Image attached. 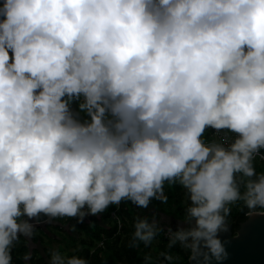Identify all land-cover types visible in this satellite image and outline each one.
I'll list each match as a JSON object with an SVG mask.
<instances>
[{
	"label": "clouds",
	"instance_id": "9594fccd",
	"mask_svg": "<svg viewBox=\"0 0 264 264\" xmlns=\"http://www.w3.org/2000/svg\"><path fill=\"white\" fill-rule=\"evenodd\" d=\"M207 127L227 132L205 142ZM261 149L264 0L0 5V264L34 235L31 218L83 222L125 199L148 208L167 200L166 181L190 201L168 247L198 264L223 260L217 232L232 204L264 214ZM162 230L154 215L137 216L132 243ZM160 256L143 264L177 260ZM49 264L89 261L54 249Z\"/></svg>",
	"mask_w": 264,
	"mask_h": 264
},
{
	"label": "trees",
	"instance_id": "16d2710c",
	"mask_svg": "<svg viewBox=\"0 0 264 264\" xmlns=\"http://www.w3.org/2000/svg\"><path fill=\"white\" fill-rule=\"evenodd\" d=\"M4 3V0H0V5ZM83 116V114H82ZM212 127H207L204 131L203 138H207L209 133L213 130ZM254 160L256 164V171L260 173L261 168L257 166L260 164ZM164 195L167 196V200L153 199L148 208H142L136 205L130 200H122V209L120 216L122 220V229L119 231L116 221L112 218V212L115 209L114 204L109 205L101 214L100 218L91 216L86 218L83 222L76 220V226L79 232L83 234L81 240L82 250L78 255L86 257L89 264H143L146 254H151L154 259H162L161 252L171 251L177 260L175 264H188L189 253L188 250L182 248L179 243L172 248L168 247L169 233L162 227V231L158 232L151 244L145 245L142 241L139 244H133V232L135 227V220L137 216L148 215L150 218L155 216V219H160L162 213L167 216L174 217L178 220H184L186 216V208L190 201L188 200L186 189L178 182L170 184L167 181L164 185ZM232 212L227 219L228 223L233 225L234 232L238 229L239 224L246 220L249 215L246 206L243 201L234 202L232 204ZM43 215V214H42ZM56 217L52 218V222L56 223V231L59 233L66 230L71 226L73 221L72 217H66L67 224H63L64 218ZM47 217L45 216V219ZM44 219V218H43ZM42 218L40 220H43ZM50 224V223H49ZM43 226L38 227L35 231H46ZM70 227V228H71ZM49 229V227H47ZM104 240L105 249L103 254H100V250H97L92 254V248L96 246L99 241ZM30 252V248L27 245L25 239L20 243H15L12 248V264H47L43 257L35 258L31 257L30 260L25 258V253Z\"/></svg>",
	"mask_w": 264,
	"mask_h": 264
},
{
	"label": "water",
	"instance_id": "95a60500",
	"mask_svg": "<svg viewBox=\"0 0 264 264\" xmlns=\"http://www.w3.org/2000/svg\"><path fill=\"white\" fill-rule=\"evenodd\" d=\"M162 216L167 215L162 213ZM171 219L178 222L180 226H187L184 220L174 217ZM225 223L227 227L221 228L217 235L224 243L228 256L223 260H216L213 256L209 264H264V214L256 212L249 215L239 224L235 232L232 224L227 220ZM201 247L205 246L201 244ZM198 259L202 262L203 256H199ZM188 264H198L197 259H189Z\"/></svg>",
	"mask_w": 264,
	"mask_h": 264
},
{
	"label": "rangeland",
	"instance_id": "374dc122",
	"mask_svg": "<svg viewBox=\"0 0 264 264\" xmlns=\"http://www.w3.org/2000/svg\"><path fill=\"white\" fill-rule=\"evenodd\" d=\"M258 163H260L259 161H256ZM256 165V164H255ZM257 166H259V168H261L260 172H264V163H260L257 164ZM91 216H96V218H100L101 214H89L85 217V219L91 217ZM65 216L64 221L66 220ZM41 218L45 219L44 214H41ZM40 218V219H41ZM73 221L72 222V226L75 225V227H69L66 225V230H64L62 233L56 231L55 225L57 226V222L56 223H48V221H50L48 218L43 220L41 223V226H43L42 228H44L46 231H40L39 232V236H40V241L38 242V244H33L31 241H29V244H31L32 248L30 249V253L31 250H33V246L39 250V252L35 253L37 256H35V258H39V257H43L47 264H49V253L50 250H54V249H58L60 250L62 253H67L69 255L72 254H79V252H81L82 250V244H81V240L84 237L82 233L79 232V229L76 226V217H72ZM33 219V218H31ZM84 219V220H85ZM35 225L38 224V222L34 220H32ZM67 221H65L63 224H67ZM55 224V225H54ZM47 227H49V229H47ZM17 243H19V241H17ZM34 256V255H33ZM28 260V259H27Z\"/></svg>",
	"mask_w": 264,
	"mask_h": 264
},
{
	"label": "built area",
	"instance_id": "2783aa9c",
	"mask_svg": "<svg viewBox=\"0 0 264 264\" xmlns=\"http://www.w3.org/2000/svg\"><path fill=\"white\" fill-rule=\"evenodd\" d=\"M227 130H217L213 129L207 138H205V142H213V141H219L221 138L225 135ZM231 135H235L234 133ZM254 160H257L261 163H264V149H261L259 153L256 154ZM115 209L112 212V218L116 221L119 231L122 229V220L120 216V211L122 209V202H120L118 205L114 204ZM105 249V242L104 240L99 241L96 246L92 248V254L97 252V250H100V254H103V250Z\"/></svg>",
	"mask_w": 264,
	"mask_h": 264
},
{
	"label": "crops",
	"instance_id": "0c3cea01",
	"mask_svg": "<svg viewBox=\"0 0 264 264\" xmlns=\"http://www.w3.org/2000/svg\"><path fill=\"white\" fill-rule=\"evenodd\" d=\"M47 219V218H46ZM32 220H34V218L32 219ZM43 220H45V219H43ZM43 220H39L38 221V224L35 226V230L38 228V227H40L41 226V223H42V221ZM48 223H53L52 222V220H50V221H48ZM55 225V224H54ZM39 230L38 231H35V233H34V235L32 236V237H25V236H23V235H21V238H20V240H19V243L20 242H22L24 239H25V241H27V245L29 246V248L31 249L32 248V246H31V244H29V241H31L33 244H38V242L40 241V236H39ZM38 253L39 252V250H37L34 246H33V250H31V255L28 257V260H30V258L31 257H35V256H37L35 253ZM34 255V256H33Z\"/></svg>",
	"mask_w": 264,
	"mask_h": 264
},
{
	"label": "flooded vegetation",
	"instance_id": "af4514ba",
	"mask_svg": "<svg viewBox=\"0 0 264 264\" xmlns=\"http://www.w3.org/2000/svg\"><path fill=\"white\" fill-rule=\"evenodd\" d=\"M157 220V219H156ZM157 222L164 228H169V226L173 229H177L180 224L176 221H173L170 216H160V219L157 220Z\"/></svg>",
	"mask_w": 264,
	"mask_h": 264
}]
</instances>
